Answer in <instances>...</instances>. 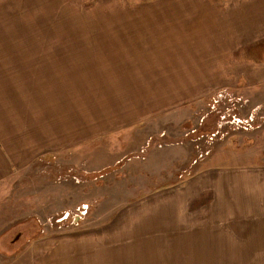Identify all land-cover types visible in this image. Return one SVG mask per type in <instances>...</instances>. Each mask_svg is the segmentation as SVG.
Segmentation results:
<instances>
[{"label": "crops", "instance_id": "0c3cea01", "mask_svg": "<svg viewBox=\"0 0 264 264\" xmlns=\"http://www.w3.org/2000/svg\"><path fill=\"white\" fill-rule=\"evenodd\" d=\"M46 1L0 0V193L42 156L154 127L213 90L245 82L260 97L264 0H54L86 8L82 34L61 37L39 31L40 8L57 6ZM10 18L37 33L27 39L40 50L23 53L31 74L8 58L18 55ZM173 182L130 206L127 239L114 219L107 230L9 241L1 210L0 264H178L166 248L187 246L207 249L209 264H264V157Z\"/></svg>", "mask_w": 264, "mask_h": 264}, {"label": "rangeland", "instance_id": "374dc122", "mask_svg": "<svg viewBox=\"0 0 264 264\" xmlns=\"http://www.w3.org/2000/svg\"><path fill=\"white\" fill-rule=\"evenodd\" d=\"M45 3L57 6L40 8L39 31H84L79 22L80 16L86 14L85 7L68 6L74 1ZM12 20L8 49L18 55L8 58L31 74V65L27 66L23 53L40 50L37 39H27L37 33L30 30L32 24L26 20L19 24ZM263 47L264 44L260 51L264 55ZM261 85L260 97H254L257 89L251 90L245 82L239 87L216 89L196 104L182 105L171 120L154 121V127L144 124L120 136L91 141L79 149L42 156L0 193V211L7 210L3 217L10 223L9 241L60 238L96 225L107 230L114 219L124 236L130 206L135 210L150 194L166 188L171 179L176 181L174 184H182L202 165L246 163L264 157V82ZM242 153L248 156L234 159ZM65 213L70 222L73 216L83 220L69 227V221L63 219ZM192 218L189 215L187 220ZM56 220L66 225L59 229ZM204 250L207 249L190 246L166 248L171 258H184L185 262L178 264H209L203 254L199 257Z\"/></svg>", "mask_w": 264, "mask_h": 264}, {"label": "built area", "instance_id": "2783aa9c", "mask_svg": "<svg viewBox=\"0 0 264 264\" xmlns=\"http://www.w3.org/2000/svg\"><path fill=\"white\" fill-rule=\"evenodd\" d=\"M81 214L83 215V213H81ZM67 217H68V214L65 213V215L63 216V219H64L65 222L69 221V220H66ZM73 218H74V219H73V222H70V221H69V227L78 225V220H79V219H82V217H80V216H73ZM82 220H83V219H82ZM64 221H63V222H64ZM49 222H50V221H49ZM58 222H59L58 220L55 221V223H58ZM63 222L58 223V224H59V226H58L59 229H62V228L64 227V225H66V223H65V222L63 223ZM49 224H50V226H52L53 223L51 222V223H49ZM43 232H44V231H43Z\"/></svg>", "mask_w": 264, "mask_h": 264}]
</instances>
